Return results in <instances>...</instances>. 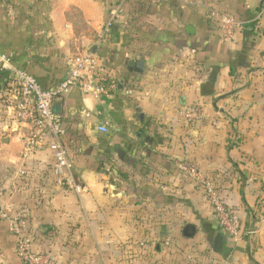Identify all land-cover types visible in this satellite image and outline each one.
Returning <instances> with one entry per match:
<instances>
[{"label": "crops", "instance_id": "1", "mask_svg": "<svg viewBox=\"0 0 264 264\" xmlns=\"http://www.w3.org/2000/svg\"><path fill=\"white\" fill-rule=\"evenodd\" d=\"M263 2L0 0V54L42 89L87 52L116 81L97 100L74 89L54 101L76 194L56 185L46 144L21 158L29 123L0 70V211L26 221L34 252L49 264H264ZM220 16L235 22L227 39ZM138 60L142 74L128 66ZM190 107L200 115L187 125ZM180 163L255 234L229 239ZM12 233L0 219V264H22Z\"/></svg>", "mask_w": 264, "mask_h": 264}, {"label": "built area", "instance_id": "2", "mask_svg": "<svg viewBox=\"0 0 264 264\" xmlns=\"http://www.w3.org/2000/svg\"><path fill=\"white\" fill-rule=\"evenodd\" d=\"M264 13V2L261 13ZM221 32L225 39L232 35L234 20L229 16L219 17ZM111 19L106 21L102 34L110 31ZM67 75L50 90L41 88L37 80L21 69L11 65L10 58L0 54V69L8 73L7 86L13 92L14 111L16 117L29 123V133L23 141L21 158L28 160L35 150L43 144L53 158V176L57 186L67 191L80 194L82 186L78 182L73 164L61 143L63 127L60 116L53 109L57 98L67 95L71 90H77L83 99H99L110 95L116 89V81L101 67L98 56L87 52L72 56L66 61ZM200 110L197 107L182 110L185 124L189 125L199 119ZM99 131L106 133V128ZM177 169L203 193L209 202L213 214L225 235L233 242L242 237H250L254 230H244L240 221L229 211L218 193L213 181L203 175L196 168L180 163ZM0 219L11 223L15 236V251L22 264H49L50 258L44 252L32 250V239L26 221L14 216L12 208L4 206L0 211Z\"/></svg>", "mask_w": 264, "mask_h": 264}, {"label": "water", "instance_id": "3", "mask_svg": "<svg viewBox=\"0 0 264 264\" xmlns=\"http://www.w3.org/2000/svg\"><path fill=\"white\" fill-rule=\"evenodd\" d=\"M128 66L132 68L133 72L136 74H142L143 72V62L138 60V61H130L128 63ZM183 236L186 238H191L193 236V229L190 226H187L184 229Z\"/></svg>", "mask_w": 264, "mask_h": 264}, {"label": "trees", "instance_id": "4", "mask_svg": "<svg viewBox=\"0 0 264 264\" xmlns=\"http://www.w3.org/2000/svg\"><path fill=\"white\" fill-rule=\"evenodd\" d=\"M11 62V61H10ZM1 70V69H0ZM1 72H2V70H1ZM3 73V72H2ZM4 74V77H5V80L8 82V80H9V78H8V75L4 72L3 73ZM13 234V233H12ZM13 236H14V234H13ZM15 237V236H14Z\"/></svg>", "mask_w": 264, "mask_h": 264}]
</instances>
